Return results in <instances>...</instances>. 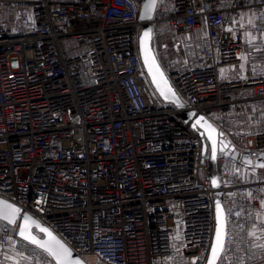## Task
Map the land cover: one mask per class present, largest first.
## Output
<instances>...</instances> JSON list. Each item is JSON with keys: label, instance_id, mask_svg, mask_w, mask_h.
Listing matches in <instances>:
<instances>
[{"label": "built area", "instance_id": "obj_1", "mask_svg": "<svg viewBox=\"0 0 264 264\" xmlns=\"http://www.w3.org/2000/svg\"><path fill=\"white\" fill-rule=\"evenodd\" d=\"M144 1L0 0V196L87 264H206L219 190L226 258L218 264L257 263L264 0H158L142 20ZM145 23L183 107L163 100L149 77ZM191 111L239 152L218 151V188L210 149L203 154V136L182 117ZM7 227L16 244L0 234V264L39 252Z\"/></svg>", "mask_w": 264, "mask_h": 264}, {"label": "snow or ice", "instance_id": "obj_2", "mask_svg": "<svg viewBox=\"0 0 264 264\" xmlns=\"http://www.w3.org/2000/svg\"><path fill=\"white\" fill-rule=\"evenodd\" d=\"M160 3L163 0H159ZM158 7V0H147L144 4V12L141 15V19H151L152 13ZM264 17V13L261 14ZM249 23H252L250 20ZM247 36L251 34L246 33ZM151 39V29L145 31L143 36L141 37V49L144 54V62L148 65L149 73L152 76L153 83L156 84L157 89L160 94L165 97V99H169V96L176 98L175 92L168 85V81L164 77V73L160 70L159 64H157L155 56L151 54L150 49L147 47V42ZM251 43V39L249 40ZM241 59H246L245 56H241ZM223 72V70H221ZM177 106L183 107L182 104L178 102V98H176ZM190 116H196L195 113H191ZM192 127L196 128H204L207 133L208 140L211 141V149H210V159L215 161L217 159V144H220V153L225 154L224 150L229 148L230 142H226L224 139V132L218 131L216 127H214L208 120L203 116H198ZM205 133L202 132L203 136ZM219 137V139H218ZM206 152L208 151L206 147ZM264 155V154H262ZM246 164H251V160H246ZM256 167L264 169V162L259 163ZM212 186L217 187L218 182L217 179L213 178L211 180ZM264 191V189H262ZM251 196V193H248ZM262 206H264V201H261ZM22 210L15 205L8 203L7 201H0V220L6 221V225L0 226V234L7 235L8 243L15 248L16 242L13 240V237L8 234L9 228L8 225L13 226V230H16V234L21 238V240L26 241L28 244L34 246L35 250H39V252L33 251L32 255H25L24 252L17 251L16 259L14 264H20L21 261H31L32 259H36L37 264H52L54 261L55 264H84V262L78 257H74L73 250L69 247L62 239L58 238L53 234L49 228L42 226L35 218L28 214H23L21 218ZM239 215V213H237ZM20 220L18 224L17 221ZM225 219H224V210L219 201L216 202V226H215V234L212 243L210 244V257L207 259V264H218V261L226 258V250L224 248L226 231H225ZM33 229H36L39 233H43L44 237L40 238L36 233H34ZM250 235H255V230H253ZM175 240H180L181 236L179 234L173 236L172 238ZM175 247V244L173 245ZM260 247L264 248V245H260ZM179 251V249H177ZM223 254V255H222ZM203 258V257H201ZM6 260H13L12 256L5 254ZM192 264H195L193 261Z\"/></svg>", "mask_w": 264, "mask_h": 264}, {"label": "water", "instance_id": "obj_3", "mask_svg": "<svg viewBox=\"0 0 264 264\" xmlns=\"http://www.w3.org/2000/svg\"><path fill=\"white\" fill-rule=\"evenodd\" d=\"M146 2H147V0H145L144 3H143V6H142V8H141V12H140V17H141V15H142L143 12H144V4H145ZM152 14H153V13H152ZM142 20H147V19H142ZM149 29H151V39L147 42V47H148V49H150L151 54L155 56L156 62H157V64H159V66H160V70L164 73V77H165V79L168 81V85H169V86L172 88V90L175 92L174 88L171 86V84H170V82H169V80H168V77H167V75H166V73H165V71H164V69H163V67H162V65H161V63H160L158 57L156 56L154 49H153V43H152V28H151V25H150V24H147V23L143 24V26H142V30H141L140 41H141V37L143 36V33H144L145 31L149 30ZM140 53H141L142 61H143L144 65H145V67H146V69H147V72H148V74H149V77H150V79H151V81H152V76H151V74L149 73L148 65H146L145 62H144V54H143L142 49H141V43H140ZM152 83H153V81H152ZM153 85H154L156 91L158 92V94L163 98V100H165V101H167V102H173V103H175V104L177 105L176 98H178V102H179L180 104L183 105L181 99L179 98V96L177 95L176 92H175V94H176V98H173V97L169 96V99H165V97L162 96V95L160 94L159 90H158L157 87H156V84L153 83ZM191 113H194V112L191 111V112H188V113H183V114H182V117H183L185 120H192V125H193L195 119H196L198 116H190ZM199 116H201V115H199ZM209 123H211V122H209ZM211 124H212V123H211ZM212 125H213V124H212ZM213 126H214V125H213ZM214 127H215V126H214ZM196 129H199V132H200V133H202V132L205 133V134L203 135V154H205V153H206V150H205L206 147H207V149H211V141L208 140V138H207V133H206V131H205L204 128H199V127H198V128H196ZM217 130H218V129H217ZM218 139H219V137H218ZM219 149H220V144L218 143V144H217V153H218ZM225 151H226V153L231 154V155H232L233 157H235V158H238V156H239V152H238V150L235 149L233 146H230L228 149H225ZM262 154H264V153H262ZM262 154H261L259 157L256 158V160H255V162H254V165H255V166L258 165L259 163L264 162V155H262ZM243 159H244V161H246V160H251L249 157H244ZM258 168H259V167H258ZM213 178L217 179L216 176H214ZM213 178L211 177V180H212ZM217 182H218V186H217V187H214V188H218V187L220 186V182H219L218 179H217ZM0 201H7L8 203H11V204L15 205L16 207H18L14 202H12V201H10V200H8V199L2 197V196H0ZM217 201L220 202V204H221V206H222V209L224 210V207H223V203H222V200H221V197H220V192H219V190H217V191L215 192V197H214L215 226H216V202H217ZM18 208H19V207H18ZM23 214H25V213H23ZM23 214H21V218H22ZM26 214H28V213H26ZM28 215H30V214H28ZM30 216H31V215H30ZM32 217H33V216H32ZM33 218H34V217H33ZM35 219H36V218H35ZM224 219H225V210H224ZM36 220H37V219H36ZM37 221H38V220H37ZM38 222L40 223V221H38ZM40 224H41V223H40ZM41 225L44 226V227H46V226L43 225V224H41ZM47 228H48V227H47ZM49 230H50V229H49ZM33 231H34V233H36L37 230H36V229H33ZM50 231H51V230H50ZM225 231H226V223H225ZM36 234H37V233H36ZM53 234L56 235L54 232H53ZM214 234H215V230H214ZM37 235H38V234H37ZM38 236H40V238H46V237H44V234H43V233H42V235H38ZM56 236H57V235H56ZM57 237H58V236H57ZM58 238H59V237H58ZM213 239H214V235H213ZM213 239H212V241H213ZM73 255H74V257L78 256V257L84 262V264H87V263L85 262V260L82 259L79 255H77L74 251H73ZM209 257H210V251H209L208 258H209ZM206 264H207V262H206Z\"/></svg>", "mask_w": 264, "mask_h": 264}, {"label": "rangeland", "instance_id": "obj_4", "mask_svg": "<svg viewBox=\"0 0 264 264\" xmlns=\"http://www.w3.org/2000/svg\"><path fill=\"white\" fill-rule=\"evenodd\" d=\"M159 49H160L159 53H160V56H161L162 60L164 61V63L167 64L168 61H169L167 54L164 52V49H161V47H159ZM211 167H212V172H213L212 178L214 176H216L217 179L219 180V178L217 176L218 170H217V167H216V160L215 161L211 160ZM254 264H264V258L262 260H260L259 262L254 263Z\"/></svg>", "mask_w": 264, "mask_h": 264}]
</instances>
